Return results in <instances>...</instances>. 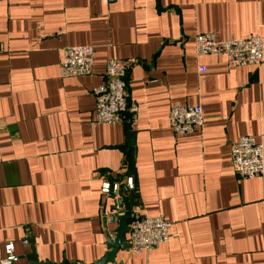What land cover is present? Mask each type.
Listing matches in <instances>:
<instances>
[{
    "label": "crops",
    "instance_id": "1",
    "mask_svg": "<svg viewBox=\"0 0 264 264\" xmlns=\"http://www.w3.org/2000/svg\"><path fill=\"white\" fill-rule=\"evenodd\" d=\"M201 33L258 36L263 61L197 56ZM72 46L93 48L89 76H59ZM110 59L128 67L137 119L94 126L92 90ZM175 104L201 105L202 130L173 134ZM246 135L264 157V0H0V260L12 243L28 264L32 239L39 262L94 264L117 227L103 217L139 211L178 237L118 251L116 264H264V175L241 180L231 164ZM126 176L133 191L100 194Z\"/></svg>",
    "mask_w": 264,
    "mask_h": 264
},
{
    "label": "built area",
    "instance_id": "2",
    "mask_svg": "<svg viewBox=\"0 0 264 264\" xmlns=\"http://www.w3.org/2000/svg\"><path fill=\"white\" fill-rule=\"evenodd\" d=\"M112 3L115 0H105ZM195 52L197 56L222 55L229 68H257L263 61L262 39L250 36L244 39L217 40L211 33H201L195 37ZM94 50L89 46H72L62 50L59 64V76L63 79L89 76L92 71ZM125 63L110 59L106 62L103 82L92 90L94 98V115L91 124L113 125L124 121L125 115L130 120L137 119L138 106L127 96ZM199 73H205L204 67L198 68ZM204 126V115L201 105L193 107L172 105L169 110V128L175 135H191L201 131ZM232 169L238 179L252 180L264 175V157L262 144L253 136H241L231 145ZM135 188L132 176H126L122 182L103 181L99 192L103 197H120ZM133 218L128 222V232L125 243L128 251L137 253L150 251L160 245L175 240L178 234L173 231V223L161 217H146L133 211ZM123 215L120 212L103 217L104 223L115 220ZM21 244L28 245L23 239ZM18 256L14 245L5 243L2 247L0 264H16Z\"/></svg>",
    "mask_w": 264,
    "mask_h": 264
},
{
    "label": "water",
    "instance_id": "3",
    "mask_svg": "<svg viewBox=\"0 0 264 264\" xmlns=\"http://www.w3.org/2000/svg\"><path fill=\"white\" fill-rule=\"evenodd\" d=\"M133 218V215H120L115 218L114 222L117 223V227L114 230V238H109L106 244L107 252L103 255L101 259H99L94 264H116L115 256L118 251L128 250V246L125 243V235L128 232V222ZM30 254L27 256L28 264H49L45 262H39L37 260L35 251H34V241L30 239ZM61 264H67L63 261ZM72 264H80V263H72Z\"/></svg>",
    "mask_w": 264,
    "mask_h": 264
},
{
    "label": "trees",
    "instance_id": "4",
    "mask_svg": "<svg viewBox=\"0 0 264 264\" xmlns=\"http://www.w3.org/2000/svg\"><path fill=\"white\" fill-rule=\"evenodd\" d=\"M127 162H128V165H127V167H128V166L131 165V160H129V159L127 158Z\"/></svg>",
    "mask_w": 264,
    "mask_h": 264
}]
</instances>
